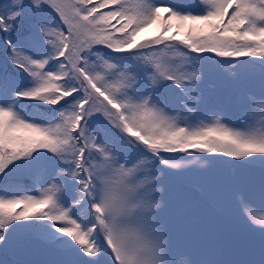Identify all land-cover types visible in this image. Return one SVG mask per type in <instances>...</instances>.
Returning <instances> with one entry per match:
<instances>
[{
  "label": "snow or ice",
  "instance_id": "6c2138e0",
  "mask_svg": "<svg viewBox=\"0 0 264 264\" xmlns=\"http://www.w3.org/2000/svg\"><path fill=\"white\" fill-rule=\"evenodd\" d=\"M0 264H264V0H0Z\"/></svg>",
  "mask_w": 264,
  "mask_h": 264
}]
</instances>
